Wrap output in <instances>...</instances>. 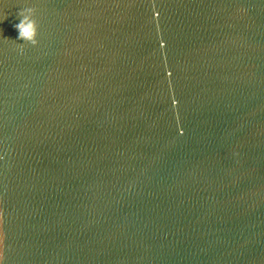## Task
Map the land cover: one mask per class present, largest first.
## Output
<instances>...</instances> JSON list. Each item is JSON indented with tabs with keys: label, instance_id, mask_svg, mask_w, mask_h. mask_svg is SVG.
<instances>
[{
	"label": "water",
	"instance_id": "obj_1",
	"mask_svg": "<svg viewBox=\"0 0 264 264\" xmlns=\"http://www.w3.org/2000/svg\"><path fill=\"white\" fill-rule=\"evenodd\" d=\"M0 257L264 264V0H0Z\"/></svg>",
	"mask_w": 264,
	"mask_h": 264
},
{
	"label": "clouds",
	"instance_id": "obj_2",
	"mask_svg": "<svg viewBox=\"0 0 264 264\" xmlns=\"http://www.w3.org/2000/svg\"><path fill=\"white\" fill-rule=\"evenodd\" d=\"M18 23L13 27L16 30V40L19 41L18 50H22L25 44L35 46L37 44V23L34 19V9L32 7H23L16 12ZM0 264L3 259L0 257Z\"/></svg>",
	"mask_w": 264,
	"mask_h": 264
}]
</instances>
